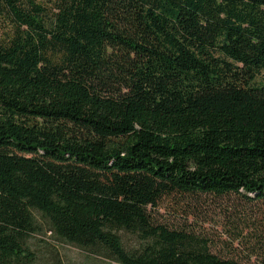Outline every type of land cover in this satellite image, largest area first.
<instances>
[{"label":"trees","instance_id":"obj_1","mask_svg":"<svg viewBox=\"0 0 264 264\" xmlns=\"http://www.w3.org/2000/svg\"><path fill=\"white\" fill-rule=\"evenodd\" d=\"M174 193L264 200V0H0V264H62L43 224L119 264H240L154 221Z\"/></svg>","mask_w":264,"mask_h":264},{"label":"rangeland","instance_id":"obj_2","mask_svg":"<svg viewBox=\"0 0 264 264\" xmlns=\"http://www.w3.org/2000/svg\"><path fill=\"white\" fill-rule=\"evenodd\" d=\"M156 222L171 228H183L206 239L212 252L233 258L240 264H262L264 254V200L226 195L164 196L150 210ZM42 233L30 237L29 245L36 257L62 264H119L93 255L73 244L54 240L43 224ZM127 248L136 247L134 235L123 234Z\"/></svg>","mask_w":264,"mask_h":264}]
</instances>
